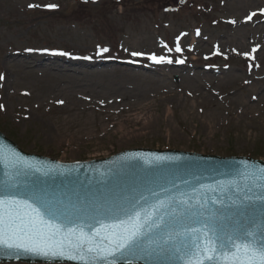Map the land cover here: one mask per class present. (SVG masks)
Segmentation results:
<instances>
[{
	"label": "rangeland",
	"instance_id": "374dc122",
	"mask_svg": "<svg viewBox=\"0 0 264 264\" xmlns=\"http://www.w3.org/2000/svg\"><path fill=\"white\" fill-rule=\"evenodd\" d=\"M237 2L0 0V74L4 76L0 81V104L4 105L0 110V132L25 153L62 163L102 161L134 150L178 151L224 158L231 153L236 157H247L258 151L264 154V92L261 93L264 81L258 78H264V55L258 54V59L252 61L246 60L249 55H244L250 54L247 48L231 51L244 42L246 36L251 38L253 28L258 29L254 25L263 24L264 12L259 8L264 7V0L251 5L256 13L251 20L245 17ZM30 4L39 7L29 8ZM48 4L58 7L49 10L45 7ZM197 29L200 35H196ZM177 37L187 44V51L178 53L173 46H168L173 39L177 41ZM156 39L161 40L160 48ZM213 43L223 45L218 49L219 57L213 52ZM97 46L110 51L98 57ZM45 49L48 51H43ZM53 51L71 55H53ZM133 51L146 55L133 57L130 55ZM25 52L38 53L39 59L25 61L26 67L12 68L10 63L22 61ZM153 53L170 57L173 62L155 64L147 59V55ZM34 60L66 66L68 70L59 74L49 71L55 75L51 80L47 72L32 73L35 68L40 69V66L35 67ZM83 60H115L114 66L107 67H113L116 77L113 82L119 84L123 81L118 76L135 74L137 65L150 66L159 72L156 76L162 84L155 90L165 91L158 95L146 90L150 96L134 102L120 95L124 86L117 89L113 98L126 99L133 105L134 112L131 115L119 112L113 116L112 124L106 122L99 111L69 114L65 110L68 98L64 91L74 81L83 84L84 75L75 71L78 68L75 63ZM251 66L259 72L257 79L251 77V71L246 72ZM226 71L236 77L233 84L212 87L209 93L212 98L208 101L198 100L196 104L191 99L196 87L186 83V80L195 82V79H186L188 72L209 87V80L222 77ZM51 82L61 86L59 93L51 90ZM184 89L194 90V93L188 91L189 97ZM175 92L177 99L172 96ZM216 92H220L219 96ZM109 98L111 95L107 96ZM61 100L62 104L57 103ZM115 104L107 110L117 109ZM148 117L150 123L146 120ZM138 118H146V126L143 127L141 121L135 122Z\"/></svg>",
	"mask_w": 264,
	"mask_h": 264
},
{
	"label": "snow or ice",
	"instance_id": "6c2138e0",
	"mask_svg": "<svg viewBox=\"0 0 264 264\" xmlns=\"http://www.w3.org/2000/svg\"><path fill=\"white\" fill-rule=\"evenodd\" d=\"M45 7L55 9L58 5ZM252 15L247 19L251 20ZM196 35H200L199 29ZM109 51L107 47L97 46L96 56L103 57ZM175 51H182L179 37ZM51 54L71 55L65 51ZM130 55L146 54L133 51ZM147 59L155 64L173 62L170 57L155 53L147 55ZM3 79L0 74V81ZM3 108L0 104V110ZM13 154L19 162V154L14 150ZM11 163L6 153L0 151V164L7 167ZM253 177L264 180V168ZM249 192L244 194L245 200L264 205V184H255ZM215 203L212 199L210 204L197 206L174 196L149 203L143 194L122 195L113 191L105 194L102 202L69 208L45 199L31 186L5 183L0 188V256L67 257L80 264H133L135 260L143 264H264V233L257 236L246 231L241 235H226L216 216Z\"/></svg>",
	"mask_w": 264,
	"mask_h": 264
},
{
	"label": "water",
	"instance_id": "95a60500",
	"mask_svg": "<svg viewBox=\"0 0 264 264\" xmlns=\"http://www.w3.org/2000/svg\"><path fill=\"white\" fill-rule=\"evenodd\" d=\"M13 150L19 154V162ZM0 151L12 161L7 167L0 164V188L5 183L31 186L45 199L69 208L102 202L104 195L113 191L122 195L143 194L149 203L174 196L199 206L215 199L216 216L226 235L264 233V205L252 204L244 198L250 187L264 184V180L253 177L264 168L263 162L174 151H134L105 161L63 164L27 155L2 134ZM0 262L80 264L67 257L49 259L34 254L0 256ZM133 264L143 261L135 260Z\"/></svg>",
	"mask_w": 264,
	"mask_h": 264
},
{
	"label": "bare ground",
	"instance_id": "6f19581e",
	"mask_svg": "<svg viewBox=\"0 0 264 264\" xmlns=\"http://www.w3.org/2000/svg\"><path fill=\"white\" fill-rule=\"evenodd\" d=\"M237 3L241 5L243 9L242 12L245 13L246 15L245 17H248L249 15H252L254 13L253 12L254 10H251V5L256 6V4H259V0H238ZM259 9L264 10V7L260 6ZM255 15H252V18ZM256 26H258V29L256 30L253 28V34L251 35V38L249 39V37L246 36L245 41L239 45H236L235 47L237 48H231V51L232 50L242 51L243 49L247 48V51L250 52L249 54L250 57H248L247 59H250L252 61H256L258 59V56H257L258 54L260 56H263L264 55V21H263V24L261 25H257V24L254 25V27ZM258 33H260L259 36L257 35ZM155 41L158 43V48H160L161 40L156 39ZM176 43L177 41L173 39V42H171L168 46H173L172 48L175 49ZM179 44H180L182 51L188 50V46L185 42L179 41ZM168 46L166 49L170 48ZM211 46H212V49L214 48L213 52H216L218 54L219 52H221L218 49L223 47L222 43H213V45ZM253 48H256L255 52L252 51ZM227 49L228 48H226L225 50ZM191 53L195 54V50H192ZM38 56H39L38 53L34 54L30 52H25L23 53L22 61H12L10 63V66L12 68H16L19 66L26 67L23 64L25 61H30L32 59L36 60ZM35 60L33 61V63L35 64V67L40 66V69L35 68L32 71V73L35 75H40V74H43L44 72H47V75L51 78V80L55 79L54 78L55 75L49 74L48 73L49 71H55L59 74L61 72L63 73V71L68 70V67L66 66H62V65L54 64V63L53 64L42 63L41 61H38V60L35 61ZM79 62L80 63H75L78 66V68L75 69V71L78 73L79 72L82 73L84 75L82 79H85V80H82L83 84L76 83L75 81L72 82L73 84H70L64 91L66 97L68 98V105L65 106V110L69 114H75L78 112H85L89 110L99 111L104 116L106 122H110L112 124L113 121H115L113 119V116L119 114V112L124 113V115L125 114L131 115L134 112L133 105L130 106V104L126 101V99H123L122 97L113 98L115 95H117V89H122V86H124L125 90L120 95L122 96L126 95L134 102L136 101L137 98L143 99V98L149 97L150 94L146 90H149L151 92H156L158 95H161L162 92L165 91L163 89L160 91L155 90V89H158V87H160V85L162 84L160 81L157 80L159 79V77H157L156 75L159 74V72H156L155 69L151 68L150 66H146L144 64L137 65V67H135L134 69L135 74H130L128 76H118L119 80L123 81L122 83L119 84L117 82H113L116 77H115L114 69L111 66H114L115 63L104 62L100 60H91V61L83 60ZM43 64H45V68ZM75 64L72 63L71 65H75ZM110 64L112 65L110 67H107ZM234 71L236 73L237 71L236 67H234ZM250 71L251 73H253L251 74V77L252 78L254 77L257 79L258 77L257 74L259 72L252 66L246 72L249 73ZM189 73L190 72L187 73L186 79H190V78L195 79V82L193 80H186V83L194 85V88L196 87L195 94L194 96H191L187 93L188 91H191V92L193 91L194 93V90L184 89V92L189 97L191 96V99L195 100L196 104H198V100H202L204 102V101H208L209 98L210 99L212 98L209 96L210 89L212 87H217V88L226 87V86L231 85V83L233 84L234 81L236 80V77L234 76V74H232V72H229V73L227 72V73H223L222 77L216 76L214 79L209 80L211 82V85L209 87H205L204 83L202 82L200 78H197V77L193 78ZM49 77L48 79H50ZM258 78L260 82L264 81V78H261V77H258ZM88 79L90 80V82L86 81ZM135 80H137L139 84ZM49 87L56 94L59 93L61 90V86H59L55 82H51L49 84ZM188 89H191L190 86ZM105 90L107 91L106 93H104ZM262 92L264 91H261V93ZM219 94L220 92L215 93L216 96H219ZM109 95H111V98H109L108 100L107 96ZM172 96L174 99H177L178 94L175 92L173 93ZM101 101H103V103H101ZM225 101H229L228 102L229 104L232 103V101L229 99H226ZM112 103L113 104L116 103L114 107L117 109L108 111L107 109L109 106H111ZM141 109H145V107H141ZM145 119L138 118L135 120V122L136 121L143 122V127H144L146 126L145 124L146 120L147 122L150 123L149 117L146 120ZM156 124L157 122H153V125H156ZM148 127H150V125Z\"/></svg>",
	"mask_w": 264,
	"mask_h": 264
},
{
	"label": "trees",
	"instance_id": "16d2710c",
	"mask_svg": "<svg viewBox=\"0 0 264 264\" xmlns=\"http://www.w3.org/2000/svg\"><path fill=\"white\" fill-rule=\"evenodd\" d=\"M264 154H262V152L258 151L256 153H252L250 154V157L256 158V159H261L263 157Z\"/></svg>",
	"mask_w": 264,
	"mask_h": 264
}]
</instances>
